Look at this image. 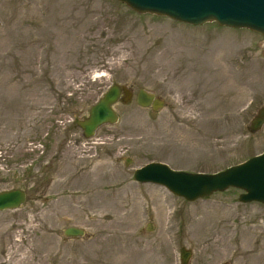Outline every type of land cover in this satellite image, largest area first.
I'll return each mask as SVG.
<instances>
[{
	"label": "rangeland",
	"instance_id": "374dc122",
	"mask_svg": "<svg viewBox=\"0 0 264 264\" xmlns=\"http://www.w3.org/2000/svg\"><path fill=\"white\" fill-rule=\"evenodd\" d=\"M102 73L100 76H95ZM117 83L120 119L73 124ZM140 88L163 106L135 102ZM264 37L139 14L116 0H0V264H264V204L193 201L133 178L150 161L212 173L264 151ZM152 224V230H148ZM85 230L67 238V226Z\"/></svg>",
	"mask_w": 264,
	"mask_h": 264
},
{
	"label": "water",
	"instance_id": "95a60500",
	"mask_svg": "<svg viewBox=\"0 0 264 264\" xmlns=\"http://www.w3.org/2000/svg\"><path fill=\"white\" fill-rule=\"evenodd\" d=\"M139 14L164 16L177 22L198 26L215 22L219 26L244 28L264 37V0H116ZM121 93L125 100L129 90L116 83L111 84L102 96L90 106L85 118L73 122L81 130L84 138H90L103 125L118 122L119 115L114 105L120 101ZM137 104L159 109L163 101L144 88L137 94ZM264 126V106L259 108L247 129L250 133ZM134 178L139 182H149L165 187L172 194L185 200L209 196L216 191L230 187L242 190L241 202H260L264 204V151L243 162L215 173H191L174 170L161 162H149L135 169ZM27 193L21 188L0 190V211L21 207ZM152 224L147 229L152 230ZM85 230L77 226H67L63 234L67 238H80ZM191 251L181 248L182 264H187Z\"/></svg>",
	"mask_w": 264,
	"mask_h": 264
},
{
	"label": "flooded vegetation",
	"instance_id": "af4514ba",
	"mask_svg": "<svg viewBox=\"0 0 264 264\" xmlns=\"http://www.w3.org/2000/svg\"><path fill=\"white\" fill-rule=\"evenodd\" d=\"M122 86V85H121ZM139 91V90H138ZM138 91H137V93H136V95H135V102L137 103V94H138ZM130 92V91H129ZM132 97H133V95H132V93L130 92V94H129V97L126 99L128 102L129 101H131L132 100ZM125 94L124 93H121V97H120V101L119 102H122V103H127V101H124L125 99ZM118 102V103H119ZM147 108H149V107H147ZM150 108L152 109V110H154L153 108H152V106H150ZM118 115H119V113H118ZM119 117H120V115H119Z\"/></svg>",
	"mask_w": 264,
	"mask_h": 264
},
{
	"label": "bare ground",
	"instance_id": "6f19581e",
	"mask_svg": "<svg viewBox=\"0 0 264 264\" xmlns=\"http://www.w3.org/2000/svg\"><path fill=\"white\" fill-rule=\"evenodd\" d=\"M100 75H102V73L101 74L100 73L95 74V76H100Z\"/></svg>",
	"mask_w": 264,
	"mask_h": 264
}]
</instances>
